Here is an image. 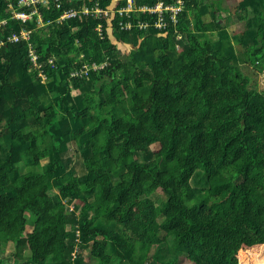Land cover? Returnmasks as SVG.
<instances>
[{
  "label": "trees",
  "instance_id": "trees-1",
  "mask_svg": "<svg viewBox=\"0 0 264 264\" xmlns=\"http://www.w3.org/2000/svg\"><path fill=\"white\" fill-rule=\"evenodd\" d=\"M199 1L187 0L177 40L174 27L122 30L118 15L57 23L55 7L40 26L12 18L0 0V39L32 31L0 47V247L24 243L30 253L13 264H242L257 243L255 264H264V89L241 69L264 72V15L238 36V51L225 32L210 38L216 23L202 21ZM82 54L106 65L70 77ZM72 142L82 175L65 156Z\"/></svg>",
  "mask_w": 264,
  "mask_h": 264
},
{
  "label": "built area",
  "instance_id": "built-area-1",
  "mask_svg": "<svg viewBox=\"0 0 264 264\" xmlns=\"http://www.w3.org/2000/svg\"><path fill=\"white\" fill-rule=\"evenodd\" d=\"M8 3V10L12 15V18L21 20L23 22L32 20L36 17L38 25L42 26L53 22L49 20L47 23L43 21L42 10L50 11L53 7L63 8L62 13L56 19L57 23H63L68 19L75 18L77 16H95L98 19L107 18L111 23V19L118 15L124 19L119 21V25L122 30L133 31L134 29L143 30L149 27L157 29L159 32H165L170 27H174L177 33V40L181 39L183 34L177 28L180 21V14L184 11L187 0H149L146 3H137L136 0H125L124 4L118 6L120 0H113L112 4L107 7H102V0H93V6L84 4L80 8L76 7H64V2L72 0H6ZM143 15L144 20L140 18ZM7 21H0V26ZM103 23H99L96 27L101 38L104 37ZM32 31L22 29L19 33H12L8 35L6 39H0V47L4 44L17 42L19 40L29 41ZM29 56L36 67H41L38 64V55L35 53L34 46L30 44ZM84 58V55H80L74 62H80ZM56 57L52 56L49 59L51 65H55ZM106 63H89L83 62L78 64L71 73L70 77H83L88 76L91 70H99L103 68ZM43 81L47 79L44 73H40ZM74 211V207H71ZM79 231H77V238L75 242V248L71 254L72 263L77 259V255L80 249L81 240L79 239Z\"/></svg>",
  "mask_w": 264,
  "mask_h": 264
},
{
  "label": "rangeland",
  "instance_id": "rangeland-1",
  "mask_svg": "<svg viewBox=\"0 0 264 264\" xmlns=\"http://www.w3.org/2000/svg\"><path fill=\"white\" fill-rule=\"evenodd\" d=\"M264 15V13H263ZM114 42L117 44L118 48L120 49L121 53L123 55H128L132 48L129 45H124L122 42H117L115 38ZM237 43V39L236 42ZM236 46V45H235ZM238 46V44H237ZM242 46V45H240ZM238 50V49H237ZM239 50L241 51L242 48L239 47ZM241 69L243 72L251 77V86H253L255 83H257L258 89L262 90L264 89V72H259L254 66H252L249 63H243L241 64ZM157 146L153 145V149H155ZM70 155L73 157V165L76 169L77 175H82L86 172L87 167L83 158L82 153L77 148V145L75 142L70 143L68 152L65 153V156ZM264 177V176H263ZM75 181V178L73 179ZM204 181L203 174L196 173L192 179V183L195 186H201ZM168 187L172 186V183L167 184ZM158 203H160L162 200H165L166 194L164 189L159 188L152 196ZM29 216L30 213H27ZM260 244H264L263 242H260ZM259 243H257L255 246L248 247L247 250L249 251L244 252V255L241 256L242 264H255L256 258H260L261 260L262 253H257L256 250L259 248ZM253 248V250H251ZM89 251H87L88 254ZM30 253L27 248V246L24 243H21L19 245H16L14 243H8L7 245L0 247V256H2L9 264L15 263V261L23 260L27 257H29ZM137 255L143 256L144 252L140 246L137 247V253L135 255V258ZM87 258V255H86ZM187 260H181L180 264H186Z\"/></svg>",
  "mask_w": 264,
  "mask_h": 264
},
{
  "label": "crops",
  "instance_id": "crops-1",
  "mask_svg": "<svg viewBox=\"0 0 264 264\" xmlns=\"http://www.w3.org/2000/svg\"><path fill=\"white\" fill-rule=\"evenodd\" d=\"M245 0H200L199 8L202 11V21L205 24H214L216 26L211 28L208 35L211 39L219 38L220 32H225L229 35V39L233 45L239 50L241 47L239 41L236 42L238 36L245 33L251 25L257 24V19L264 13V0H248L249 15L239 16V6ZM190 19L192 16L190 15ZM193 21V20H192ZM193 25V24H192ZM126 45L125 43H123ZM238 44V46H237ZM242 48V47H241Z\"/></svg>",
  "mask_w": 264,
  "mask_h": 264
}]
</instances>
